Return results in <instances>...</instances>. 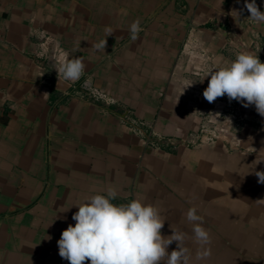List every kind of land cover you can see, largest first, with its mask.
Returning a JSON list of instances; mask_svg holds the SVG:
<instances>
[{
	"label": "crops",
	"instance_id": "1",
	"mask_svg": "<svg viewBox=\"0 0 264 264\" xmlns=\"http://www.w3.org/2000/svg\"><path fill=\"white\" fill-rule=\"evenodd\" d=\"M244 2L0 0V264H69L57 241L75 225L73 205L109 187L114 204L157 207L163 236L187 233L189 264H264V117L203 97L205 75L237 54L264 63V24L249 22ZM66 56L86 65L75 83H58ZM217 100L234 109L225 138L208 122ZM191 207L211 236L203 260Z\"/></svg>",
	"mask_w": 264,
	"mask_h": 264
},
{
	"label": "clouds",
	"instance_id": "2",
	"mask_svg": "<svg viewBox=\"0 0 264 264\" xmlns=\"http://www.w3.org/2000/svg\"><path fill=\"white\" fill-rule=\"evenodd\" d=\"M244 8L250 13L247 19L251 24H264V12L260 11L256 0H245ZM230 15L236 19L240 12L234 9ZM140 24L141 21L137 18L130 25L132 40H136L142 31ZM106 31L107 37L112 34L110 29ZM107 37L95 43L93 48L105 51ZM85 68L81 57L69 59L66 56L55 69L58 83L61 79L72 83L79 81ZM205 77H210L208 86L203 91L207 102L213 103L217 98L226 95L230 101L243 102L246 108L254 104L257 113L264 117V63L257 55L250 51L241 52L233 61L217 66ZM91 83L89 77L85 80L84 87L91 90ZM193 83L186 81L184 89ZM255 175L258 183L264 184V171H257ZM117 196V190L109 187L106 195L97 194L73 205L78 208L72 216L75 225L69 224L57 241L61 258L69 264H189V249L185 246L187 233L170 226L172 234L163 236L161 229L165 220L157 207L139 199L114 204L112 201ZM186 217L192 225L191 239L199 245L196 259L210 257L211 236L202 226L203 216L197 214L195 207H191ZM173 242H176L177 247L169 252L168 248Z\"/></svg>",
	"mask_w": 264,
	"mask_h": 264
},
{
	"label": "built area",
	"instance_id": "3",
	"mask_svg": "<svg viewBox=\"0 0 264 264\" xmlns=\"http://www.w3.org/2000/svg\"><path fill=\"white\" fill-rule=\"evenodd\" d=\"M207 115L209 116L208 122L212 125L210 126L211 131L213 129V133L215 134L214 137H216L217 133L221 138L227 137L225 134L228 132V128L225 124L228 123V121L234 120V109L232 108V110H230L229 104H223L221 101L217 100L216 106L208 111ZM207 130L209 131V133L207 132V138L210 140L213 139L208 135L211 134V131L209 129ZM223 134L224 136H222Z\"/></svg>",
	"mask_w": 264,
	"mask_h": 264
},
{
	"label": "rangeland",
	"instance_id": "4",
	"mask_svg": "<svg viewBox=\"0 0 264 264\" xmlns=\"http://www.w3.org/2000/svg\"><path fill=\"white\" fill-rule=\"evenodd\" d=\"M195 89H199L198 87H196Z\"/></svg>",
	"mask_w": 264,
	"mask_h": 264
}]
</instances>
